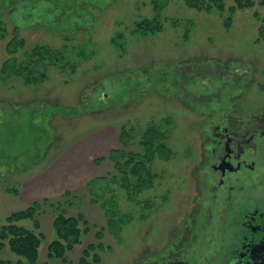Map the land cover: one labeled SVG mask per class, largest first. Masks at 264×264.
Wrapping results in <instances>:
<instances>
[{
  "label": "rangeland",
  "instance_id": "obj_1",
  "mask_svg": "<svg viewBox=\"0 0 264 264\" xmlns=\"http://www.w3.org/2000/svg\"><path fill=\"white\" fill-rule=\"evenodd\" d=\"M156 1L79 0L82 13L59 27L58 10L68 9L63 0H9L5 7L0 0V21L9 31L0 37V71L7 59L28 60L36 45L58 53L55 60L34 56V76L44 72L35 82L0 72V223L34 201L42 203L36 215L38 222L44 216L37 264H74L88 243L98 241L106 248L95 264H159L177 245L194 250L205 263L210 258L213 264L220 254L221 248L197 249L204 234L186 233L189 217L202 206L197 179L207 151L205 119L225 115L247 123L264 114V40L257 39L255 15H263L264 6L256 1L230 12L234 1L224 0L221 12H208L185 0H167L159 7ZM153 17L162 24L160 30L135 29L139 20ZM14 31L22 45L10 52ZM60 106L78 112L64 115L57 111ZM150 125L159 128L158 142L167 150L153 154L152 182L135 196L145 205L111 184L118 218L130 220L118 235L105 229L98 238L106 217L103 212L104 226L91 223V210L98 204L91 202L86 184L119 174L110 160L94 159L114 144L122 146V127L132 128L124 148L142 151L141 133ZM70 184L82 185L62 196ZM74 196L80 199L79 208L65 210L84 216L93 228L91 240L74 246V256L68 252L64 260L49 259L54 232L50 238L45 221L49 215L53 221L54 204ZM0 258L16 264L7 247Z\"/></svg>",
  "mask_w": 264,
  "mask_h": 264
},
{
  "label": "trees",
  "instance_id": "obj_2",
  "mask_svg": "<svg viewBox=\"0 0 264 264\" xmlns=\"http://www.w3.org/2000/svg\"><path fill=\"white\" fill-rule=\"evenodd\" d=\"M66 2L68 9L58 10V19L56 25L59 27H67L71 23L73 18H77L79 11L78 3L79 0H63ZM167 0H157L156 4H163ZM187 5L197 10H206L210 12L213 8L218 9L220 12L224 8V0H185ZM234 4L230 6V12H233L234 8H246L252 7L257 1L259 5L264 6V0H233ZM2 4L5 6L9 5V0H2ZM8 3V4H6ZM79 11V12H78ZM256 18H258V29L257 39L264 40V13L259 15L255 12ZM230 17H227L226 23H229ZM162 24L157 18H145L139 20L136 23L135 29L143 33L150 31H158L162 27ZM9 34L5 24L0 21V37L3 38ZM12 43L14 45H12ZM22 45V40L17 38V33L14 31L10 38L9 46H14L12 52L15 49V45ZM57 52L53 51L47 45H36L30 50V57L28 60L15 62L13 58L7 59L1 71L6 74L15 73L16 75L21 74L24 79L29 82L38 81L44 77V72H38L39 75L36 77L33 74L35 57L40 59H52ZM0 71V72H1ZM57 111L64 114L70 115L78 112L76 107H64L60 106ZM132 129V128H131ZM122 127L119 134V140H121L122 146L120 148H112L104 156L95 158L96 162L100 160L108 159L112 162L114 169L119 174L116 176H100L94 177L89 180L86 184V192L91 196L90 200L92 203H96L103 210L106 217V227H98L96 236L99 238L103 230L107 229L112 235L116 236L121 231L122 225H124L130 216L125 221L123 217L118 218V214L115 208V189L111 187V184H118L123 189L129 200L136 201V204H144V201L136 198L135 196L140 192L141 188L148 187L153 179L149 167L153 154L163 153L166 154L167 146L162 142H158L159 128L153 125L146 127L140 137V145L142 151H131L126 150V141L130 137L131 132ZM166 146V147H165ZM14 193H17L16 189H10ZM114 191V192H113ZM70 191L66 190L62 196H66ZM109 194V196L107 195ZM106 195L108 197H106ZM106 198V199H105ZM45 201V199H43ZM80 199L76 196L72 198H66L64 201H58L54 204L55 214L53 216L52 228L54 237L50 240L47 246V257L51 258H62L66 257V253L71 252L77 244L81 243L86 233L90 231L84 216L80 213L77 215H70L66 212L67 208H79ZM145 205V204H144ZM53 207V206H52ZM42 209V203L40 201H34L27 207L11 212L5 217L4 222L0 223V251L3 248H8L9 252L16 256V264H37L38 261V249L42 240L44 239V233L38 227V219L36 218L37 213ZM32 220L35 227L29 228L22 224L24 220ZM105 245L101 242H91L86 245L83 249L81 256L74 264H95L100 261L99 251L105 249ZM0 264H11L10 261L0 258ZM45 264H49L46 261Z\"/></svg>",
  "mask_w": 264,
  "mask_h": 264
},
{
  "label": "flooded vegetation",
  "instance_id": "obj_3",
  "mask_svg": "<svg viewBox=\"0 0 264 264\" xmlns=\"http://www.w3.org/2000/svg\"><path fill=\"white\" fill-rule=\"evenodd\" d=\"M262 115L247 123L225 115L205 119L207 151L201 160L203 175L197 179L202 193L201 202L197 201L202 206L195 217H189L186 233L204 234L197 249L221 248L213 264H264ZM194 253L177 245L159 264H211L210 258L205 263Z\"/></svg>",
  "mask_w": 264,
  "mask_h": 264
},
{
  "label": "crops",
  "instance_id": "obj_4",
  "mask_svg": "<svg viewBox=\"0 0 264 264\" xmlns=\"http://www.w3.org/2000/svg\"><path fill=\"white\" fill-rule=\"evenodd\" d=\"M114 147H116L115 146V144L114 145H112V147H110V148H114ZM108 150V149H107ZM105 160V159H104ZM104 160H102V161H104ZM107 161H109V160H107ZM81 185L82 184H80V185H72V184H70V186H67L68 188H66V190H70L71 192L73 191V189L74 188H79V187H81ZM71 187V188H70ZM65 190V191H66ZM79 190V189H78ZM64 191V192H65ZM63 192V193H64ZM74 192V191H73ZM76 192V191H75ZM77 193V192H76ZM95 205V204H94ZM86 206H89V205H87L86 204ZM84 205L82 204L81 205V210H82V212H83V210H84ZM99 208V209H98ZM89 215V214H88ZM42 217H44L43 216V214L42 215H40V219H39V229H41V227H42V229H43V226H42ZM90 218L91 219H93L94 221H92L91 223L92 224H96V225H100L101 226V224H102V226H104L105 225V222H104V216H103V211H102V209L98 206V205H96V207H95V209H93V210H91V213H90ZM90 219V220H91ZM52 219H51V217H50V215L48 216V219H46V223H48V230L49 231H47V230H45V231H47L48 232V235H49V237L51 238L52 237V235H53V231H52V225L50 224V223H52V221H51ZM28 221H30L29 219L28 220H24L23 222H21L22 224H24L25 226H27V227H29V228H33L35 225H34V223L32 222V221H30V222H32L31 223V225H29L27 222ZM104 224V225H103ZM95 225V226H96ZM94 226V225H93ZM49 227H50V229H49ZM45 229V228H44ZM91 230H93V228L91 229ZM91 230L87 233V234H85L84 236V238H83V243L85 242V240L87 239V240H91V239H89V235L88 234H90V232H91ZM106 234V233H105ZM48 235H47V238H48ZM105 237V236H104ZM86 240V241H87ZM83 243L81 244V245H83ZM80 245H78V247H79ZM78 251H79V249H77ZM72 256H74L75 255V250H74V252H72L71 251V253H70ZM78 256L76 255V258H77ZM52 261V260H51ZM54 263H57V261H55ZM39 264H43V263H41V261L39 262ZM58 264V263H57Z\"/></svg>",
  "mask_w": 264,
  "mask_h": 264
}]
</instances>
